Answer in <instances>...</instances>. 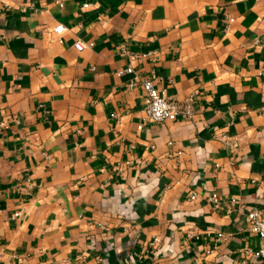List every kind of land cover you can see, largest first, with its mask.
<instances>
[{
	"label": "crops",
	"instance_id": "crops-1",
	"mask_svg": "<svg viewBox=\"0 0 264 264\" xmlns=\"http://www.w3.org/2000/svg\"><path fill=\"white\" fill-rule=\"evenodd\" d=\"M150 72L189 119L143 120ZM0 123V264H238L264 216V0H0Z\"/></svg>",
	"mask_w": 264,
	"mask_h": 264
},
{
	"label": "built area",
	"instance_id": "built-area-1",
	"mask_svg": "<svg viewBox=\"0 0 264 264\" xmlns=\"http://www.w3.org/2000/svg\"><path fill=\"white\" fill-rule=\"evenodd\" d=\"M56 5L60 7V3L56 2ZM64 31L62 25H57L52 29V33L59 37ZM91 44L84 45L80 42H74L73 48L77 52H81L84 48L90 47ZM127 55L129 61H135L139 57L137 55H129L127 52L123 51ZM152 58V54L141 55L140 58ZM133 74L131 66L128 64L122 71L117 72V76L121 74ZM156 77L150 72L147 78H142L139 80V86L144 93L143 98V120L152 123H161L165 121H174L177 118L189 119L192 115L191 101L186 99L177 104L175 102L169 101L162 92L155 90L154 83ZM115 117V115H111ZM2 124L0 123V128ZM141 125L136 126V130H139ZM222 137V136H221ZM231 148H235L236 144L234 142L229 143ZM179 154V153H177ZM219 165L215 164L214 168H218ZM209 201L214 207L218 206V199L215 195H211ZM19 214L16 213L15 216ZM246 223L249 232L253 233L259 239V246L255 250H250L248 248L242 250L243 259L238 264H248L249 262L262 261L264 262V216H262L258 210L251 208L246 214ZM190 237V234L188 235ZM155 241V240H153Z\"/></svg>",
	"mask_w": 264,
	"mask_h": 264
}]
</instances>
